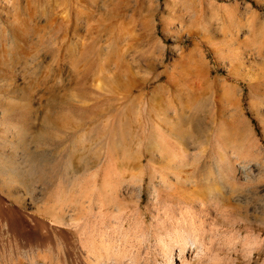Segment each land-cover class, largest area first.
<instances>
[{"label": "rangeland", "instance_id": "374dc122", "mask_svg": "<svg viewBox=\"0 0 264 264\" xmlns=\"http://www.w3.org/2000/svg\"><path fill=\"white\" fill-rule=\"evenodd\" d=\"M0 229V264H264V0H0Z\"/></svg>", "mask_w": 264, "mask_h": 264}, {"label": "bare ground", "instance_id": "6f19581e", "mask_svg": "<svg viewBox=\"0 0 264 264\" xmlns=\"http://www.w3.org/2000/svg\"><path fill=\"white\" fill-rule=\"evenodd\" d=\"M2 209V208H1ZM3 210H4V208H3ZM6 211V210H5ZM3 213H4V211H3ZM6 213V212H5ZM10 213V212H9ZM8 228V227H7ZM1 230V229H0ZM3 231V230H2ZM12 231V230H11ZM11 231H9V232H11ZM12 236V235H11ZM14 237V236H13ZM183 261H185V259L184 260H178V262L177 263H175V264H183ZM185 263V262H184Z\"/></svg>", "mask_w": 264, "mask_h": 264}]
</instances>
